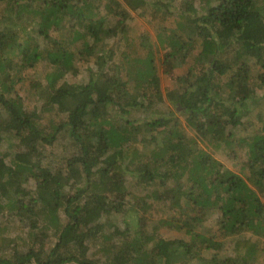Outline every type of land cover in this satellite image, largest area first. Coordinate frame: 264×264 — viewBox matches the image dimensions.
<instances>
[{
  "label": "trees",
  "instance_id": "trees-1",
  "mask_svg": "<svg viewBox=\"0 0 264 264\" xmlns=\"http://www.w3.org/2000/svg\"><path fill=\"white\" fill-rule=\"evenodd\" d=\"M148 8L173 26L132 56L131 13ZM259 90L264 0H0V147L18 149L0 154V264H264ZM64 133L72 151L45 166Z\"/></svg>",
  "mask_w": 264,
  "mask_h": 264
},
{
  "label": "rangeland",
  "instance_id": "rangeland-1",
  "mask_svg": "<svg viewBox=\"0 0 264 264\" xmlns=\"http://www.w3.org/2000/svg\"><path fill=\"white\" fill-rule=\"evenodd\" d=\"M153 12L152 8H148L145 11H138V12H132L131 13V19L129 21V30L127 33V42L132 44V48L129 49L130 52H132V56H137L143 58L147 54V49L144 45L140 43V38H145V40L148 41V46H156L157 49L162 50V48H159L157 45H159L158 42V36L160 34L159 30H162V28H171L173 26V20H165L164 16L162 14H156ZM126 36V35H125ZM125 39L118 40V39H113L111 40V45L112 47H115L117 51L123 50L126 48L127 42ZM150 44V45H149ZM160 46V45H159ZM116 57L119 55V52H115ZM134 53V54H133ZM159 55L161 56L162 53L159 52ZM160 64V62L158 63ZM49 72V68L45 63H42L38 66H36L34 69H30L26 71V76L27 78H33L36 75H40L43 79L45 78L46 74ZM84 77H87L85 73V69H82V74L77 76V77H72L70 76L68 78V81L70 83L74 82H80ZM163 80V88L172 85L171 81L169 79H166L162 77ZM28 84V83H27ZM21 87V86H20ZM263 90H259L258 94L262 95ZM22 96L26 97L28 96L27 90H23L20 92ZM29 98V97H28ZM26 109L28 111L33 110V105L29 103V101L26 99ZM181 111V109H178ZM49 117L46 116L44 118L45 123H49ZM51 119L56 120V122L61 121L62 116H57L53 115ZM181 121L184 123V120ZM16 141L15 140H9L6 141L1 147H0V154L6 158L7 162H10L11 156L13 153L17 152L18 149L15 146ZM73 146L72 142L70 139V136L68 133L62 134L59 139L56 141V143L53 144V146L49 149H45L43 151V156H44V165L48 167H56L61 165L66 156L69 155V153L72 151ZM214 155L225 165L229 166L230 168H233L234 165V160L233 158H230L229 156L226 155V152L224 151H219L215 152ZM239 167V166H237ZM236 172H240V168H235ZM147 220V225L149 224L148 229H152V225H155L159 220L165 217V213L162 212L161 209L154 207V209L149 213L146 214L145 216ZM117 224H120V226L123 227V223L121 220V217L118 218L116 221ZM9 229L8 233L9 236L15 237L22 235L23 231L21 230L22 228L20 227L19 224L14 223L13 221L8 222ZM213 226V223L210 224V227ZM113 231V230H112ZM111 231V232H112ZM165 230L160 231L161 235H165L166 237H177L178 235L174 233H167ZM25 233V232H24ZM26 234V233H25ZM111 242V241H109ZM106 245L104 244L103 241L100 243L96 244L94 247H92L90 253L93 254L94 257L96 258H104V251L103 248H105Z\"/></svg>",
  "mask_w": 264,
  "mask_h": 264
}]
</instances>
